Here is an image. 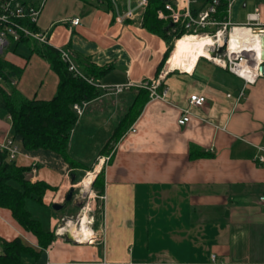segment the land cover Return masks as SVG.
<instances>
[{"label":"crops","instance_id":"0c3cea01","mask_svg":"<svg viewBox=\"0 0 264 264\" xmlns=\"http://www.w3.org/2000/svg\"><path fill=\"white\" fill-rule=\"evenodd\" d=\"M92 1L81 0L71 14L55 20L45 19L48 15L38 22L40 11L34 24L48 46L65 51L81 74L104 86L92 85L98 96L83 100L67 147L81 163L94 160L92 169L70 168L50 150L22 148L2 107L0 143L11 138L18 148L16 164L32 166L30 181L49 186L42 205L62 203L73 177L74 185L102 170L99 204L95 190L89 199L93 210L97 205L89 214L98 241L75 243L67 232L54 234L58 218L71 213L49 215V229H42L53 240L45 248L15 228L6 212L0 213V238L17 236L39 250L35 262L23 258L28 264H264V209L258 201L264 161L257 160L264 147V76L245 84L203 57L190 71L167 69L165 61L157 72L163 39L135 21L117 25L109 3ZM244 3L235 0L231 9ZM72 18L80 24L71 25ZM9 40L0 55L21 71L15 90L29 99H50L58 79L48 62L20 40ZM152 80L166 88L164 98L152 99L138 85ZM140 89L148 92L142 109L110 144V154L99 157ZM191 94L204 97L202 106L188 105ZM184 109L189 119L178 125ZM190 149L204 155L190 158Z\"/></svg>","mask_w":264,"mask_h":264},{"label":"trees","instance_id":"16d2710c","mask_svg":"<svg viewBox=\"0 0 264 264\" xmlns=\"http://www.w3.org/2000/svg\"><path fill=\"white\" fill-rule=\"evenodd\" d=\"M161 7L162 0H149L142 19V26L159 35L166 44V50L157 72L169 58L174 42L185 33L176 26H168V22L156 19V11ZM224 15L225 10L221 6L220 17ZM28 27L35 30L33 24H28ZM19 42L25 43L33 53L46 60L58 80L55 92L50 99L23 97L12 84L19 78L21 71L3 60L0 55V81H4L12 88L10 92L0 90V107L9 116L13 135L20 138L21 147L26 150H50L60 155L70 168L91 170L92 166L70 157L67 147L70 133L77 121L72 105L95 98L98 96V91L84 79L68 71L67 63L62 60L56 48L48 45L36 46L26 37L20 38ZM147 97L148 92L140 89L132 106L119 121L112 136L100 149L99 157L110 154L112 149L110 144L117 142L126 131L142 109ZM201 155L204 153L198 149L191 150L189 154L190 158ZM31 170L32 166L17 165L14 159L8 158L6 151L0 150V213L6 212L15 228L27 233L39 248H45L53 240V233L42 229L41 223L26 208V200L31 199L42 204L44 192L49 186L42 181L31 182L29 179ZM103 184L104 176L101 170L93 180L91 188L98 195H102ZM38 251L22 243L17 236L11 240L0 238V264H28L23 259L26 256H31L35 262L39 255Z\"/></svg>","mask_w":264,"mask_h":264},{"label":"built area","instance_id":"2783aa9c","mask_svg":"<svg viewBox=\"0 0 264 264\" xmlns=\"http://www.w3.org/2000/svg\"><path fill=\"white\" fill-rule=\"evenodd\" d=\"M100 4L109 3V6L114 13V23L119 26H124L127 21H135L139 26L142 25V19L145 9L149 4V0H94ZM235 0H162V7L156 11V19L165 22H171L173 26L182 29L185 33L194 36L208 37L212 40V44L207 46V51L211 52L223 48L221 53H216L210 58L201 56L214 64L215 66L227 69L232 74L242 79L245 84H253L256 78L264 76L260 66H264V58H257L254 55L252 47L240 48L233 50L229 47L230 34L233 29L247 28L255 37H260L264 41V5L255 6L252 12L245 16L244 22H233L230 20V11L232 3ZM223 6L225 15L220 17V9ZM41 6L24 3L21 0H0V54L7 45L8 39L18 42L20 38L26 37L40 44L48 45L46 36L43 32L32 30L28 24H35L40 14ZM25 22V24L23 23ZM71 25L77 26L80 24L78 18L69 20ZM226 43L224 44V40ZM60 56L68 65V71L74 76L84 79L88 84L99 86L92 79L86 77L78 71L76 65L71 62L67 53L58 49ZM245 75V76H244ZM14 84V82H12ZM139 87L148 90L150 98H164L166 88H159L157 80L142 81ZM101 86V85H100ZM124 86H128L125 84ZM104 87V86H101ZM117 91L122 88V85L114 86ZM159 88V89H158ZM205 99L201 95L191 94L188 97L189 106H202ZM86 106V102L73 104L72 109L76 116L82 114ZM190 113L188 109L182 111L181 117L177 120L178 125H184L189 119ZM0 150L7 152L8 158L14 159L18 153L17 146L11 138L3 143H0ZM261 154L257 157L258 161H264V147H259ZM258 201L264 209V194L258 197ZM85 213L89 214V209L82 206L79 213L75 217H68L69 220L63 223V227L58 225V229L68 230V221H73L75 226L81 224V218ZM90 216V214H89ZM88 222L90 227L93 226V216ZM65 220V219H64ZM69 233V231H67ZM66 233V232H65ZM72 237V236H71ZM99 234L92 229L91 235L83 242L93 244L98 241ZM75 243H81L79 239L73 237ZM212 259L214 256H211Z\"/></svg>","mask_w":264,"mask_h":264},{"label":"rangeland","instance_id":"374dc122","mask_svg":"<svg viewBox=\"0 0 264 264\" xmlns=\"http://www.w3.org/2000/svg\"><path fill=\"white\" fill-rule=\"evenodd\" d=\"M21 1H26L27 3L29 2L30 4H32L36 7L41 6V9H40L41 15L39 16L38 22L39 21L41 22L42 18H44L48 15H50L51 17H46L45 19L54 18V20H55L57 18L66 17L67 15L71 14V11H73V9L75 8L77 3L86 2L84 0H82L83 2H81V0L80 1L79 0H21ZM89 1L93 2L92 0H89ZM86 3H88V2H86ZM260 5H264V0H245V3L243 5H238V6L233 5V7L231 9V13L233 14V16L230 13L231 19L235 20L236 22H244L246 14L251 12L255 6H260ZM38 22H37V24H38ZM7 39L9 40L10 38L7 37ZM9 42H11V40H9ZM20 48L21 47L19 44V49ZM172 50H173V48H172ZM16 51L18 52V49H16ZM171 54H172V51H171ZM171 54H170V56H171ZM68 57H69V55H68ZM69 59L71 60L70 57H69ZM71 62H73V61L71 60ZM165 64H166V68L168 69L169 65L167 64V60H166ZM92 82L98 83L93 79H92ZM1 89H4L6 92H10L12 88L7 83H5L4 81L3 82L0 81V90ZM0 95H1V91H0ZM81 102L82 101L78 102L77 104H79ZM90 149L91 148H88V150H90ZM92 159H94V158H92ZM93 161L94 160H92V162ZM92 162H90L88 165H92ZM96 174H98V173H96ZM87 175L88 174L86 173L85 176H87ZM85 176L81 179V181L79 183L74 182L75 183L73 185V187H74V195H73L74 201L67 203V205L64 206L58 212L51 209L50 206L38 204L31 199L26 200V208L28 209L29 212H31V214L34 218L40 220L41 226L44 230L49 229V215L50 214H53L56 217H59L65 213H71L69 216L75 217L79 213V210L81 209L82 206H86L89 209V213L93 214L92 212L95 211V208H97V205L99 204L98 201H99L100 195H98L96 193V196L95 197L93 196L94 199L96 198V202H97V205L95 204L96 207L93 210V208L91 206L93 204H91V205L89 204L90 195H91V193H93L92 188H91L93 179L91 180V182L88 186L89 190L84 192L83 188H82V180L85 178ZM68 205H70L71 209L68 207ZM69 216L64 215L63 218H61V217L58 218V221L56 223V227H58V225L60 227H63L62 226L63 223H65V221L69 220V218H68ZM88 217L91 220V217L90 216H88ZM67 231L68 230H61V229L55 228L54 234L62 237L65 234V232H67ZM73 237L74 236H72V238ZM72 241L75 242L74 239Z\"/></svg>","mask_w":264,"mask_h":264},{"label":"bare ground","instance_id":"6f19581e","mask_svg":"<svg viewBox=\"0 0 264 264\" xmlns=\"http://www.w3.org/2000/svg\"><path fill=\"white\" fill-rule=\"evenodd\" d=\"M212 40L208 37L194 36L190 34H184L174 42L171 56L167 59L169 69H182L190 71L193 68L195 61L201 57L210 58V54L207 51V46L211 45ZM229 47L233 50L240 48V45L244 48L252 47L254 49V55L261 59L263 54V43L260 37H255L247 28H238L232 30L230 34ZM245 76V75H244ZM93 174L89 173L82 180L83 191L89 190L88 186L92 180ZM89 214L85 213L81 218L80 226H75L73 221H68V231L71 236L79 239L80 241L87 240L92 232V228L88 225L91 221L88 217Z\"/></svg>","mask_w":264,"mask_h":264},{"label":"water","instance_id":"95a60500","mask_svg":"<svg viewBox=\"0 0 264 264\" xmlns=\"http://www.w3.org/2000/svg\"><path fill=\"white\" fill-rule=\"evenodd\" d=\"M168 26L172 27L173 24L171 22L168 23ZM226 43V39L224 40V44ZM262 43H263V47H264V41L262 40ZM223 50V48H219L218 50H215L213 52L210 53L211 56L215 55L216 53H221ZM262 58H264V49H263V54H262ZM261 68V71H262V74L264 75V66H260ZM96 176H93V180L95 179ZM74 180V177L71 179V185H70V188L68 189L67 193L65 194L64 198H63V202L62 203H58V202H53L51 204V209H53L54 211H60L64 206L67 205V203L69 202H73L74 201V187H73V182ZM92 180V181H93ZM66 238L68 240H71V236L69 234H66Z\"/></svg>","mask_w":264,"mask_h":264}]
</instances>
